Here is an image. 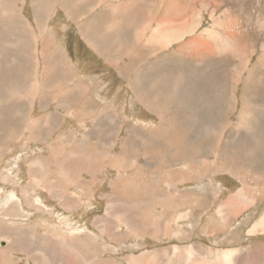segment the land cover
Wrapping results in <instances>:
<instances>
[{"label": "rangeland", "instance_id": "374dc122", "mask_svg": "<svg viewBox=\"0 0 264 264\" xmlns=\"http://www.w3.org/2000/svg\"><path fill=\"white\" fill-rule=\"evenodd\" d=\"M263 218L264 0H0V264H264Z\"/></svg>", "mask_w": 264, "mask_h": 264}, {"label": "bare ground", "instance_id": "6f19581e", "mask_svg": "<svg viewBox=\"0 0 264 264\" xmlns=\"http://www.w3.org/2000/svg\"><path fill=\"white\" fill-rule=\"evenodd\" d=\"M40 1H42V0H40ZM21 2V1H20ZM32 2V1H31ZM51 4V3H50ZM46 6V5H45ZM47 7V6H46ZM42 8V7H41ZM153 12V11H152ZM13 13V12H12ZM98 13V12H97ZM14 14V13H13ZM45 14L47 15L48 14V10H47V12H45ZM92 14V13H91ZM149 14H151V13H149ZM7 17V16H6ZM90 17H91V15H90ZM152 17V16H151ZM14 18V17H13ZM9 19V18H8ZM9 21V20H8ZM147 25V24H146ZM161 27L163 28V26L162 25H158L157 24V28H154L153 30H151L150 31V35H149V40H150V42L151 43H155L157 40H161L162 42H161V44L162 43H166L167 42V44L168 43H170V42H172V41H176V40H178L179 39V35L177 36V37H175V33H174V29H168V30H166L167 28H169V27H165L164 29H161ZM186 29V28H185ZM147 30V29H146ZM167 31L165 34H164V31ZM188 31V30H187ZM149 32V31H148ZM182 32V31H181ZM144 33V32H143ZM148 34V33H147ZM177 34H180V33H177ZM146 40V39H145ZM160 40H159V42H157V43H160ZM147 43V42H146ZM149 45V44H148ZM140 46H142V45H140ZM159 46V45H158ZM161 48V47H160ZM20 50V49H19ZM22 51V50H21ZM100 52V51H99ZM100 54L102 55V53L100 52ZM151 54V53H150ZM42 56V55H41ZM44 56V55H43ZM50 69V68H49ZM41 71V70H40ZM43 71V70H42ZM139 72V71H138ZM39 73V72H38ZM58 73V72H57ZM135 74V73H134ZM161 82V81H160ZM174 82V81H173ZM244 110H245V108H244ZM248 111V110H247ZM242 114H243V111L241 112V115H240V122H241V117H242ZM163 118V117H162ZM248 120V119H247ZM240 122H239V127H238V129L239 130H241V128H243L241 125H240ZM159 130H162V129H159ZM162 131H165L166 132V130H162ZM159 132V131H158ZM172 146V145H171ZM230 165L231 164H229V167H230ZM233 166V165H232ZM231 166V167H232ZM120 183V182H119ZM238 191V190H237ZM175 194V193H174ZM238 194H236V196H237ZM240 197H242V196H240ZM115 199V198H114ZM242 204V203H241ZM240 205V204H239ZM114 206V205H113ZM118 206H119V204H118ZM108 209H110V208H108ZM239 211V210H238ZM144 212V211H143ZM110 213V212H109ZM112 213V212H111ZM117 214H120V215H122V217H120V218H118L117 220H115L116 221V224L117 223H120V224H122V225H124L125 227H126V229H127V236H129V237H131V236H133L136 232H138V230H137V228H134V227H132V225H134V224H132L131 222H132V220L130 219V221L128 220V217H127V215L125 214V213H119V211L117 212ZM138 215V214H137ZM106 216V215H105ZM117 217V216H116ZM119 217V216H118ZM140 217L141 218H151V215L149 214V215H146L145 213H140ZM101 218V217H100ZM114 218V217H113ZM146 220V219H145ZM102 222H103V224L104 225H106V224H109L110 222H111V220H109V219H107V218H102ZM130 223V224H129ZM140 224H142V223H140ZM148 227L149 226H153L152 225V223L151 222H146L145 223ZM121 225V226H122ZM141 226V225H140ZM138 229H141V230H143V228H138ZM101 231L102 232H105L106 230L105 229H103V228H101ZM149 231H150V233L151 232H154L155 231V233L156 232H158V231H161V230H159L158 228L156 229V228H154V227H152L151 229H149ZM256 231H261V232H263L264 231V218H263V220H262V222H260V223H258L256 226H254L252 229H251V231H249L250 233H253V232H256ZM115 232V234H114V236H113V239H112V236H110L109 235V237H110V239L111 240H113V242H115V241H117V238H122L120 235L119 236H116V231H114ZM111 235H113V233L111 234ZM139 237H141V236H139ZM152 239V238H151ZM72 240V243H74L77 247L79 246L78 245V243H76V241H75V239L74 238H72L71 239ZM156 240V239H155ZM154 241V240H153ZM162 241V240H161ZM60 243V245L63 247V249L65 250V251H67V248L68 249H71V247H70V245L69 244H71V242L69 243L67 240H62V242H59ZM257 243V242H256ZM258 246H261V244H255V245H253V246H250L249 247V249H248V253L246 254V255H244V257H247V258H250L251 257V255L253 256V257H255L256 255H259V256H263V255H261L260 253L262 252V250H261V247H258ZM244 250V249H243ZM88 251V250H87ZM241 252H242V250H239V249H233V250H227V251H225V254H226V256L222 259V260H220L218 257H215V259H218V260H216V262H217V264L219 263V264H232V262H233V260H235V259H238V260H240L241 259V256L243 257V254H241ZM191 252H188V255L190 254ZM70 254H71V256L74 258L73 259V261H77V262H81V263H85V261L83 262L82 260H80L79 258H76V256H74V253H72V252H70ZM96 254V253H95ZM144 258H145V256H143ZM143 257H141V258H138L140 261H141V263H143V262H147V261H145V259L143 258ZM264 257V256H263ZM77 259H79V260H77ZM138 259L135 261L134 260V264H138L139 262H138ZM148 259V258H147ZM187 259H189L188 257H187ZM95 260V259H94ZM250 260V259H249ZM149 261V260H148ZM150 263H152V264H156L157 263V261H153V259H151L150 261H149ZM132 264V263H131ZM146 264H148V263H146ZM253 264H255V262L253 263Z\"/></svg>", "mask_w": 264, "mask_h": 264}, {"label": "crops", "instance_id": "0c3cea01", "mask_svg": "<svg viewBox=\"0 0 264 264\" xmlns=\"http://www.w3.org/2000/svg\"><path fill=\"white\" fill-rule=\"evenodd\" d=\"M158 25L160 24V25H164V24H161V23H157ZM157 24L155 25V27L154 28H157ZM153 28V29H154ZM153 29H151V30H153ZM161 29H162V27H161ZM188 33V32H187ZM173 42V41H172ZM171 43V42H170ZM207 49H208V51H211L212 53H215V52H218V49H216L215 50V46H213V44H209V45H207ZM99 53V55H100V52H98ZM103 55V54H102ZM133 55V54H132ZM120 66H123V64L122 65H120ZM136 88H135V86H134V84H132L131 85V87H130V90L133 92V98H135V99H137L138 100V103L141 105V106H143V107H145L146 109H147V106L140 100V97H144V90L146 89V88H150V87H148V84H147V86L145 87V86H143L142 84H140L139 83V81L137 80V82H136ZM74 95V94H73ZM77 100H78V97H77ZM77 104H79L78 103V101H77ZM148 110V109H147ZM75 118H77L76 116H75ZM243 128H241L242 130H244V129H246V128H248V126H247V124H242L241 125ZM164 126H161V125H159L158 126V128H163ZM83 159H85V158H83ZM89 162V159L87 160V163ZM32 170V169H31ZM48 178V177H47ZM45 181V178H43V180H39V182H42L43 184H49V183H54L55 185H56V183L55 182H53V181H51L50 179H49V182H47V183H45L44 182ZM56 188H57V185H56ZM51 192H53V191H51ZM100 232H101V234L102 233H104V232H102L101 231V228H100ZM50 236H48V238H49ZM70 245V247H71V251H72V253H74V254H76V245L74 244V243H72L71 242V244H69ZM68 249V248H67ZM65 251V250H64ZM0 257H2L3 259H5L6 260V262H8L9 260H7V258H8V256H5V255H3V252H0ZM17 264H20V260H19V258L18 257H16V258H14L13 256H10ZM3 264H5V262H3Z\"/></svg>", "mask_w": 264, "mask_h": 264}]
</instances>
